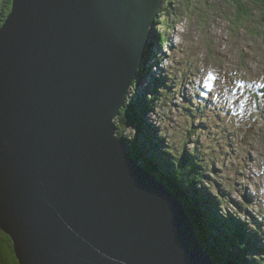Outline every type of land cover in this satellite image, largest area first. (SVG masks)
<instances>
[{"label": "water", "instance_id": "95a60500", "mask_svg": "<svg viewBox=\"0 0 264 264\" xmlns=\"http://www.w3.org/2000/svg\"><path fill=\"white\" fill-rule=\"evenodd\" d=\"M161 0H12L0 25V228L19 264H216L116 136Z\"/></svg>", "mask_w": 264, "mask_h": 264}, {"label": "rangeland", "instance_id": "374dc122", "mask_svg": "<svg viewBox=\"0 0 264 264\" xmlns=\"http://www.w3.org/2000/svg\"><path fill=\"white\" fill-rule=\"evenodd\" d=\"M177 1L162 2L154 22L161 19L160 12L166 5H170V10L178 11ZM214 3V18L205 23L188 14L173 20L172 29L167 31L169 41L163 44L156 36V32H163V28L153 23L150 28L153 35L149 40L154 42V48L151 46L148 60L146 56L143 63L145 73L138 74L130 84L125 105L113 122L115 129L118 127L116 136L123 139L118 120L121 114L129 115V96L133 99L149 98L155 77L162 83L164 80L170 83L164 99L151 101L152 107L145 112L144 118L154 126L155 138L160 137L165 144L163 148L176 159L189 150L201 157L199 163L201 169H205L206 177L198 179L194 187L204 194L196 196L193 202L198 207L203 205V214L209 212L212 218L216 214L223 217L224 208H227L243 220L248 233L255 234L251 237L253 242L248 252L264 264L263 26L256 18L257 21L247 22L245 29L240 26L232 28L231 7L223 5L221 0H214ZM198 17L202 18V15L198 14ZM201 104L204 107L201 115L189 117L190 110L199 113L196 107ZM130 114V117L134 116L133 112ZM203 118L207 120L205 127L190 126ZM124 129L129 138H144L133 124ZM176 171H180L179 168ZM154 177L172 193L179 194L174 184ZM213 187L221 190V196H218L226 207L203 204L205 197H210L207 191L213 195L210 191ZM17 262L19 264L18 259Z\"/></svg>", "mask_w": 264, "mask_h": 264}, {"label": "trees", "instance_id": "16d2710c", "mask_svg": "<svg viewBox=\"0 0 264 264\" xmlns=\"http://www.w3.org/2000/svg\"><path fill=\"white\" fill-rule=\"evenodd\" d=\"M166 1L168 4L169 2L171 3V0H162L161 3L164 2L165 4ZM11 2L12 0H0V25L9 12ZM221 3L232 9L230 16L232 28L240 26V28L245 29L247 22L257 21L256 18H258L259 24L263 26L261 33L264 34V0H221ZM177 4L180 7L179 9L177 8L178 11L170 10V5H166L160 12L161 19L155 20L154 23H158L163 28V32H156V36H159L158 42L166 43L168 40L167 31L172 29L171 22L180 19L182 14L193 15L202 23H205L207 19L214 18L212 15L215 12L214 0H178ZM198 14L202 15V18H199ZM163 16L165 17L163 18ZM222 16L223 14L221 13ZM153 43V41L151 43L149 41L147 45V60L148 54L152 51L150 48L154 46ZM144 71L143 67L139 76H142L145 73ZM153 84L152 90L149 92V98L143 96L142 98L136 97L133 99L131 95L129 96L127 104L129 109L127 113L129 115L121 114V118L118 120V124L122 126L121 137L125 140L131 154L159 180H166L171 185L174 184L177 187L179 194H175L181 200L184 209L191 217L196 235L199 237L204 248L211 253L216 264H260L254 255L248 252L250 244L253 242L250 241L251 237L255 236V234L248 233L245 228V222L239 220L237 215L231 214L227 208H224L226 206L221 202V190L219 188L215 189L213 187V189H210L213 195L207 191L210 197H205L203 204H209L210 207L216 208H220L222 204L223 208L226 209V212H223V217L221 214H216L217 216L212 218L209 212L204 215L201 211L203 205L198 207L193 202L196 196H203L204 194V192L200 194L198 188L194 187L198 184V179L206 177L203 172L205 169L202 170L200 167L199 161L201 157L197 156L192 150H189L187 154L184 152L176 159L175 156L163 148V145H165L163 140L160 137L155 138L154 126L144 118V114L152 107L151 101H161L164 99L170 83L166 80L162 83L161 79L159 80V78L155 77ZM135 99L138 101L135 102ZM197 102L199 104L198 100ZM133 104L135 105L134 107ZM201 107H196L197 110H200L199 113L197 111L190 112V108H187L190 110L188 113L189 117L196 114L200 116L201 112L204 111V107ZM131 112H133V117H130ZM206 121L203 118L200 122L196 121L195 125L193 124L194 126H190L205 127ZM131 124L135 125L140 133L142 132V135H144L143 139V136L140 139H132L125 134L124 128ZM179 160L181 161L177 164ZM176 168H179L180 171H176ZM0 264H18L11 238L1 230Z\"/></svg>", "mask_w": 264, "mask_h": 264}, {"label": "bare ground", "instance_id": "6f19581e", "mask_svg": "<svg viewBox=\"0 0 264 264\" xmlns=\"http://www.w3.org/2000/svg\"><path fill=\"white\" fill-rule=\"evenodd\" d=\"M158 13V12H157ZM263 21V20H262ZM264 23V22H263ZM153 28V27H152ZM151 30V29H150ZM151 32V31H150ZM151 34L153 35V30H152V32L150 33V36H151ZM151 38V37H150ZM150 41V40H149ZM149 41H148V43H147V45L149 44ZM151 43V42H150ZM163 44V43H162ZM146 48H147V46H146ZM154 48V47H153ZM151 49V48H150ZM148 53V52H147ZM151 53V52H150ZM147 55V54H146ZM250 56V55H249ZM242 64V63H241ZM243 65V64H242ZM144 67V66H143ZM246 70V69H245ZM133 82V81H132ZM135 82V81H134ZM133 84V83H132ZM138 86V85H137ZM128 97V96H127ZM139 98V97H138ZM118 128V127H117ZM116 128V129H117ZM162 183V182H161ZM166 186V185H165ZM16 256V255H15Z\"/></svg>", "mask_w": 264, "mask_h": 264}, {"label": "snow or ice", "instance_id": "6c2138e0", "mask_svg": "<svg viewBox=\"0 0 264 264\" xmlns=\"http://www.w3.org/2000/svg\"><path fill=\"white\" fill-rule=\"evenodd\" d=\"M262 87H264V86H262Z\"/></svg>", "mask_w": 264, "mask_h": 264}]
</instances>
